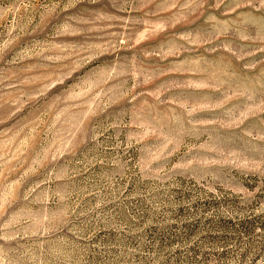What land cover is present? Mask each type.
<instances>
[{
	"label": "rangeland",
	"instance_id": "rangeland-1",
	"mask_svg": "<svg viewBox=\"0 0 264 264\" xmlns=\"http://www.w3.org/2000/svg\"><path fill=\"white\" fill-rule=\"evenodd\" d=\"M0 264H264V0H0Z\"/></svg>",
	"mask_w": 264,
	"mask_h": 264
}]
</instances>
